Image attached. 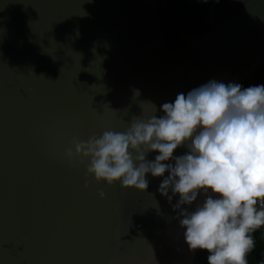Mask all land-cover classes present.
Segmentation results:
<instances>
[{
	"label": "water",
	"instance_id": "obj_1",
	"mask_svg": "<svg viewBox=\"0 0 264 264\" xmlns=\"http://www.w3.org/2000/svg\"><path fill=\"white\" fill-rule=\"evenodd\" d=\"M162 2L0 0V264L197 263L163 177L143 192L97 182L73 144L264 66V0H206L204 30L174 49Z\"/></svg>",
	"mask_w": 264,
	"mask_h": 264
},
{
	"label": "clouds",
	"instance_id": "obj_2",
	"mask_svg": "<svg viewBox=\"0 0 264 264\" xmlns=\"http://www.w3.org/2000/svg\"><path fill=\"white\" fill-rule=\"evenodd\" d=\"M148 104L152 113L145 118L143 110L122 132L73 141L75 155L89 161L87 174L141 192L148 174L163 177L158 191L179 197L174 210L190 251L206 252L207 264H251L253 234L264 229V84L211 80L162 104L161 116ZM182 145L188 151L174 157ZM200 196L193 210L182 207Z\"/></svg>",
	"mask_w": 264,
	"mask_h": 264
},
{
	"label": "trees",
	"instance_id": "obj_3",
	"mask_svg": "<svg viewBox=\"0 0 264 264\" xmlns=\"http://www.w3.org/2000/svg\"><path fill=\"white\" fill-rule=\"evenodd\" d=\"M208 16L206 0H163L161 5L162 32L167 46L174 49L179 45V30L189 34L201 33ZM264 84V66L254 75L245 79L240 85L249 87ZM256 247L250 253L251 264H264V229L254 234ZM207 253L198 251L196 264H207Z\"/></svg>",
	"mask_w": 264,
	"mask_h": 264
}]
</instances>
